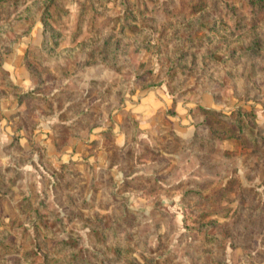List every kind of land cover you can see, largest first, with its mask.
Listing matches in <instances>:
<instances>
[{"label":"rangeland","instance_id":"1","mask_svg":"<svg viewBox=\"0 0 264 264\" xmlns=\"http://www.w3.org/2000/svg\"><path fill=\"white\" fill-rule=\"evenodd\" d=\"M3 1L0 264H264V0ZM29 36L23 91L4 60ZM154 86L216 109L115 148Z\"/></svg>","mask_w":264,"mask_h":264},{"label":"crops","instance_id":"2","mask_svg":"<svg viewBox=\"0 0 264 264\" xmlns=\"http://www.w3.org/2000/svg\"><path fill=\"white\" fill-rule=\"evenodd\" d=\"M37 31L39 34L38 41H41L42 35L39 28ZM29 40L31 41L30 36L4 60L6 70L9 72L12 81L23 91L31 89L28 70L24 63L25 49L21 48L27 46ZM35 42L36 39L33 43ZM12 106L14 104L7 105L0 100V112L3 115L1 120H10V116L14 113ZM196 107L216 109V103L209 92L204 93L194 101H186L183 97L172 95L164 87L136 88L115 114L109 138L115 148H122L127 140L132 137L144 139L156 136L161 131V125L165 121L174 135L179 139L187 140L195 133L193 110ZM2 123L3 128L1 130L8 137L11 134L9 133V126L4 121ZM102 138L100 135L99 139L102 140ZM51 140L50 137H47L44 143L51 151L50 153L57 154Z\"/></svg>","mask_w":264,"mask_h":264},{"label":"trees","instance_id":"3","mask_svg":"<svg viewBox=\"0 0 264 264\" xmlns=\"http://www.w3.org/2000/svg\"><path fill=\"white\" fill-rule=\"evenodd\" d=\"M2 2H5V1H3V0H0V4L2 3ZM206 112H208L209 110H213V109H209V108H203ZM212 237H209V239H207V242L208 243H210V242H212ZM115 247H116V245H115ZM117 249H118V247H116Z\"/></svg>","mask_w":264,"mask_h":264}]
</instances>
